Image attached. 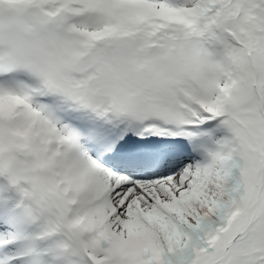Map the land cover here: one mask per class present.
Listing matches in <instances>:
<instances>
[{
	"label": "snow or ice",
	"instance_id": "6c2138e0",
	"mask_svg": "<svg viewBox=\"0 0 264 264\" xmlns=\"http://www.w3.org/2000/svg\"><path fill=\"white\" fill-rule=\"evenodd\" d=\"M0 264H264V0H0Z\"/></svg>",
	"mask_w": 264,
	"mask_h": 264
}]
</instances>
